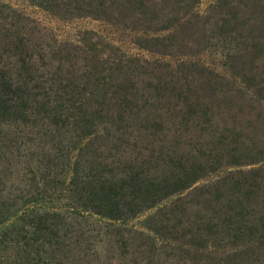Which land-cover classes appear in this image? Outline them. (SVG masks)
I'll return each instance as SVG.
<instances>
[{
    "label": "rangeland",
    "instance_id": "374dc122",
    "mask_svg": "<svg viewBox=\"0 0 264 264\" xmlns=\"http://www.w3.org/2000/svg\"><path fill=\"white\" fill-rule=\"evenodd\" d=\"M0 264H264V0H0Z\"/></svg>",
    "mask_w": 264,
    "mask_h": 264
}]
</instances>
